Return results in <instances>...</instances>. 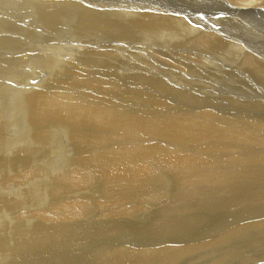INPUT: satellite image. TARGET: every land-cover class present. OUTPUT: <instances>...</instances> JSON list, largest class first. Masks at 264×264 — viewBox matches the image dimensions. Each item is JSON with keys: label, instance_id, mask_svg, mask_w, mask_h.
<instances>
[{"label": "bare ground", "instance_id": "obj_1", "mask_svg": "<svg viewBox=\"0 0 264 264\" xmlns=\"http://www.w3.org/2000/svg\"><path fill=\"white\" fill-rule=\"evenodd\" d=\"M23 1L37 18L32 38L40 23L54 40L75 12L67 38L86 52L64 75L48 67L32 84L23 73L34 87L23 98L26 136L0 144V176L21 184L60 170L63 186L49 181L54 194L36 210L0 188V264H264V221L243 223L264 217V0H169L173 12L133 0ZM18 49L20 62L44 51ZM225 60L240 82L209 73H225ZM209 78L230 92L201 96ZM55 128L70 154L52 168L43 156L56 153ZM65 190L72 197L55 199Z\"/></svg>", "mask_w": 264, "mask_h": 264}, {"label": "rangeland", "instance_id": "obj_2", "mask_svg": "<svg viewBox=\"0 0 264 264\" xmlns=\"http://www.w3.org/2000/svg\"><path fill=\"white\" fill-rule=\"evenodd\" d=\"M87 1H90L88 3L89 7L90 6H92V7L105 6L106 4H110V3H116L117 6H120L119 3L123 4V3H121V0H117V1H114V0H87ZM111 1H113V2H111ZM133 1H134V4L143 1L144 3H146L148 5H158L164 9H166L169 12L174 11V8L171 7L169 0H133ZM211 2H212V5L215 4V0H211ZM179 4H182V3L179 2ZM195 16L197 18H203V19L210 20V21H212V20L216 21L212 17L211 13L210 14L197 13ZM76 17H77V14L75 12H72V13L68 14L67 16H65L62 19L63 21H60L61 24L59 23L60 25H59V28L57 30L58 36L54 40H47V38L45 37L46 33L44 31L43 26L39 30L40 23H37L38 29H37V27L35 28V32H36L37 36L32 38L31 36L28 35V26L29 25L32 26V25L36 24L37 18L34 15L33 10L30 9V7H28L27 4H24L23 0H9V1L8 0H0V20H1L0 21V42H1V45L3 46V47H0V61L2 60L1 61L2 65H5V68L0 70V125H4V127L6 129V131H4V133H3V137H0V139H2V141L0 143L1 146L14 147L17 144V142L10 141V140L18 139L20 137L23 138L26 136L27 110L25 108V104H23V98H24L25 93L29 90H32L34 87L33 86L30 87L29 84L25 81L23 73L28 74L27 75V77H29L28 81H30L32 84L40 83L43 80H45L49 74L48 69L50 67H52L51 71L53 70V72H51V74H52L51 77H53L54 74L57 75L58 73H61V72H62L61 74L64 75V74H66L65 72H67V70H69V68L74 67L75 64H79V63H77L78 62L77 58L80 56V52H82V53L86 52V46H82L83 49H81L80 45L75 43L74 36L67 38L68 37L67 34L69 35V32H71V33L74 32L73 28L75 27L74 25H75ZM213 21L209 24V26L212 28V30H216V28H219V27H216ZM237 22L240 24L243 23V21H241V20H237ZM62 23H63V25H62ZM70 24H71V26H70ZM61 31H63V32H61ZM64 34H66V35H64ZM27 38H30V39H27ZM20 39L25 40L24 42L28 43V46L27 47L21 46ZM72 40L74 43L71 42ZM106 42L107 41H104L102 43H106ZM75 44H76V47H75ZM19 46L22 47L23 49L27 48L26 49L27 52L29 49L33 50V49L40 48V47L43 48L44 51L43 52H36L34 50V52H31V54L29 53L30 56H28L29 59L27 61L20 62V61L16 60V57H18L20 59V56H17L21 52V50L18 49ZM116 48L120 49L118 47V45H116ZM2 55H4V56L1 57ZM39 55H42V56L47 55V56L51 57L54 61V64L49 61L50 63L42 65L41 63H43L44 60H39V58H38ZM72 55H73V58L71 59L70 56H72ZM70 60H72V61L70 62ZM70 63H72V65ZM221 63H222V67H223L225 73L212 72V71H209V73L213 74L215 77L234 78L239 82L242 80L243 77L241 75L237 74L238 72L236 71L235 67L229 62V60L222 61ZM92 65L95 66V64H92ZM98 67H100V66H98ZM59 68H61L63 70H61ZM64 70H66V71H64ZM229 73H232L233 75L229 76L228 75ZM209 79L211 80L212 86L209 88L203 89L201 91V96L205 97V96H211L212 95L214 98H216L218 96H224L225 93L230 92L226 89H223L221 87L220 83L217 81V79H215V78H209ZM203 92H207V93L203 94ZM253 112L254 111H251V114H254ZM12 130H13V132H12ZM61 135H65L62 128H55V131L53 132V138H54L55 143L52 142L51 147H53V151H55L54 148H56V153H55V155H53L52 151L48 152L46 155L49 157V159H46V155L43 156L44 157L43 162L49 163L48 165H50L52 168H53V166L57 165V158L56 157H58V161L59 160H60V162L62 161L61 163L63 164L64 161L62 159L70 154L67 152V149L69 147L68 142L66 143L65 146L62 144L64 147L60 146L61 140L64 139V138L61 139ZM9 137H11V138H9ZM7 138H9V139L7 140ZM28 142L32 143L33 140H31L29 138ZM57 143L59 145H57ZM189 149H190V147H189ZM46 150L47 149H45L43 151H46ZM59 150L61 151V154L58 155ZM30 154H32V153H30ZM28 156H29V154H28ZM50 159H54V160L51 161ZM69 160L70 159H68V161ZM223 160H225V159H223ZM53 162L55 164H53ZM69 164L70 163H68L67 165L69 166ZM223 164L224 163L220 161L219 165L222 166ZM247 170H249V168ZM53 171H55V170H53ZM59 171H57V173L55 172V175H52V176L45 175L44 176L45 178L39 177V179H37V180H35V179L32 181L30 180V182H26V183L24 182V183L20 184L19 182L11 181L13 183L11 184V182H9L10 185L4 184L5 178H4V176L3 177L0 176V181L3 184V185L0 184V188L3 187L1 190L2 193H5V194L10 193L11 196L14 194L15 197H13L14 196L13 195L12 198L16 199V194H17L19 196V197H17V199H20L21 201H25V200L28 201V200H31V198H32L34 200V203H32L33 204L32 208L34 210H36L37 208L41 207V205H38V203H37V202H40V199L51 198L52 195L54 194L53 190L56 188H54L55 187L54 185H49L48 184L49 181H51L52 183L54 181H56V182H58L57 185L63 186V184L60 181L54 179V178H57L56 176L59 175ZM56 174H58V175H56ZM2 178H3V180H2ZM44 180H45V182H44ZM12 186H14V187H12ZM10 187H12V188L10 189ZM19 187L20 188L22 187V189H20ZM27 189H29V190H27ZM27 192H28V194H26ZM34 192H37V195L34 194ZM66 194L70 195L72 197L71 190H68V191L65 190V191H62L60 195H58V196L56 195L55 199H58L60 197H66ZM34 195H36V196H34ZM23 204H24V202H22V205ZM196 211H197V209H196ZM183 213L185 215V213H189V211L187 212V210H185ZM235 213H236V211L234 209H227L224 217L234 216ZM218 218L219 217L216 216V219H218ZM99 219L103 220L104 218H99ZM179 219H177V220H179ZM27 221L30 223L36 224L34 220L33 221L27 220ZM261 221H264V217L251 220L252 223H250V220L245 221L243 223L253 225V224L259 223ZM196 229H198L199 233H201V231H202L201 228L198 227ZM104 236L108 237L107 234H104ZM117 237H119L118 234L112 235V238H117ZM181 237L183 239H185L183 234L181 235ZM131 238H133V237H131ZM63 245L65 247H69L68 246L69 244H63ZM41 248H43V246H41ZM68 252H70V253L72 252V247L69 249ZM36 262L38 264V261H36Z\"/></svg>", "mask_w": 264, "mask_h": 264}]
</instances>
